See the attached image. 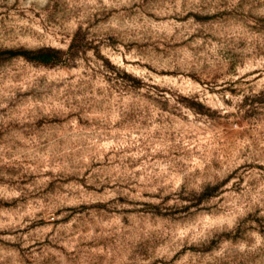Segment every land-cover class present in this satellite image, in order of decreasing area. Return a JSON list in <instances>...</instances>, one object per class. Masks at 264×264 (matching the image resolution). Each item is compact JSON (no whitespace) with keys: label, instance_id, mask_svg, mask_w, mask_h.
Segmentation results:
<instances>
[{"label":"rangeland","instance_id":"374dc122","mask_svg":"<svg viewBox=\"0 0 264 264\" xmlns=\"http://www.w3.org/2000/svg\"><path fill=\"white\" fill-rule=\"evenodd\" d=\"M0 264H264V0H0Z\"/></svg>","mask_w":264,"mask_h":264}]
</instances>
